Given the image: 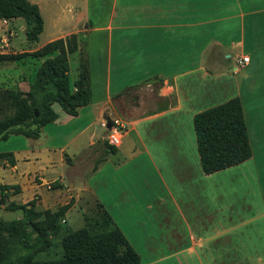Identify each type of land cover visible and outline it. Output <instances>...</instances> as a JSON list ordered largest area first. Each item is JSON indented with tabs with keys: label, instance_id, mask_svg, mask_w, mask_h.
Segmentation results:
<instances>
[{
	"label": "crops",
	"instance_id": "obj_1",
	"mask_svg": "<svg viewBox=\"0 0 264 264\" xmlns=\"http://www.w3.org/2000/svg\"><path fill=\"white\" fill-rule=\"evenodd\" d=\"M28 1L43 19L28 52L77 34L71 56L87 57L91 101L75 117L53 106L58 118L36 140L8 138L21 137L0 151L11 154L0 185L19 187L10 199L36 198L45 209L46 197L73 199L69 211L88 195L140 264H264V0ZM232 98L252 155L205 175L193 118ZM114 122L121 142L100 161ZM56 180L54 197L43 189Z\"/></svg>",
	"mask_w": 264,
	"mask_h": 264
},
{
	"label": "trees",
	"instance_id": "obj_2",
	"mask_svg": "<svg viewBox=\"0 0 264 264\" xmlns=\"http://www.w3.org/2000/svg\"><path fill=\"white\" fill-rule=\"evenodd\" d=\"M15 19L24 21L26 41L37 42L43 30L38 7L28 0H0V20ZM77 52L78 37L71 34L31 53L0 54V62L44 59L27 92L0 90V142L11 136L36 140L46 125L56 122L58 116L53 106L75 117L80 108L90 103L88 60L86 56L82 58V52L76 80L71 84L69 79V56ZM11 110L12 114H5ZM193 127L205 175L239 165L252 155L238 98L196 114ZM114 152L115 149L106 144L105 155ZM10 155L0 153V161ZM18 191V186L0 185V206ZM72 204L73 199L55 211H42L36 209L35 199L20 205L9 203L8 208L20 210L22 215L13 220L0 219V264H140L139 255L99 203L96 208L101 211L105 228L91 231L83 220V227L66 230L61 222L64 224L63 217ZM61 233H64L60 240L62 258L35 260L36 255L45 253L52 239Z\"/></svg>",
	"mask_w": 264,
	"mask_h": 264
},
{
	"label": "rangeland",
	"instance_id": "obj_3",
	"mask_svg": "<svg viewBox=\"0 0 264 264\" xmlns=\"http://www.w3.org/2000/svg\"><path fill=\"white\" fill-rule=\"evenodd\" d=\"M0 54H16V53H23L28 52V50L35 48L34 43H28L24 36V21L22 19H15L13 21H6V20H0ZM48 20H46V24H48ZM86 27V25H85ZM12 33V35L10 34ZM82 58H85V53L82 51L81 53ZM78 55L71 56L69 58V79L71 84L75 82L76 78V72L78 68ZM40 61L37 60H30V58H27L24 61H13V62H0V90L3 89H9V90H16L20 92H27L30 88V83L34 77L35 71L37 67L39 66ZM58 108V106H57ZM13 111L6 112L5 114L10 115ZM97 130H100V134L103 133L102 130L99 128V125L97 124L95 126ZM110 133V132H109ZM21 137H13L12 139H8L7 141H1L0 142V151H5L4 149H7L8 147H14L18 144L19 139ZM31 140V139H30ZM125 146V145H124ZM96 148L91 149V153H87V156L90 154H94ZM99 151V150H98ZM98 151L95 153L98 154ZM101 151V150H100ZM99 151V157L101 158L104 152L100 154ZM127 149L124 147V153ZM89 154V155H88ZM86 154L82 155L81 157H84ZM98 158V157H97ZM96 158V160H97ZM113 161H119L121 160L120 155H117L112 159ZM5 164L3 165V169L5 174L10 176L13 174V169H11V166L5 167ZM10 168V169H9ZM82 168V166H81ZM38 170L42 171V174H44V170H42V167L39 166L37 168ZM66 171V169L63 167L57 166L56 170L53 171L54 176H60ZM104 173L101 174V177ZM43 177V176H42ZM10 182H12V177H7ZM31 178L30 182L32 181V184L40 183L41 181L37 179V177L34 178V176L28 177ZM44 178V177H43ZM49 178V176H47ZM53 182V183H52ZM57 180L56 181H47L44 183V192L49 191L50 196L55 197V191L57 188ZM55 184V185H54ZM65 186H67V181L64 182ZM67 190V189H66ZM64 192V191H63ZM46 194V193H44ZM70 194V191L64 192V195L68 197ZM16 195V194H15ZM15 195L9 196L8 200L0 206V219L3 220H13L18 219L21 217L22 213L20 210H12L11 208H8L9 203L13 202L14 204H24L30 201V198L27 196H23V200L13 201L14 198L10 199V197H14ZM34 199V198H33ZM49 197H46L45 201H48V205H46L48 208L45 209V206L37 207V201L38 199L35 198V206L38 210H50L55 211L54 209L59 208L62 203L63 197H60V200L57 198H52L49 200ZM68 199V198H67ZM57 201V204H55ZM54 202V203H53ZM84 214V215H83ZM85 217V218H84ZM65 220V223L61 224L68 229V231H75L81 227H83L84 221L86 226L91 231H100L104 227V219L101 215V211L96 208V206L93 203V200L88 196L84 195L81 198V201L79 203H76V206L72 207L71 210H69L66 215L63 217ZM84 220V221H83ZM64 233H61L54 237L52 239V245L45 253H40L36 255L35 260L43 261V260H57L62 258V248L60 246V240Z\"/></svg>",
	"mask_w": 264,
	"mask_h": 264
},
{
	"label": "built area",
	"instance_id": "obj_4",
	"mask_svg": "<svg viewBox=\"0 0 264 264\" xmlns=\"http://www.w3.org/2000/svg\"><path fill=\"white\" fill-rule=\"evenodd\" d=\"M248 57H242L238 60V65L243 66L248 62ZM117 122L113 123V127L110 130V133L107 137L108 145L110 146H117L121 142V129L116 128ZM104 127H106V124H103Z\"/></svg>",
	"mask_w": 264,
	"mask_h": 264
}]
</instances>
